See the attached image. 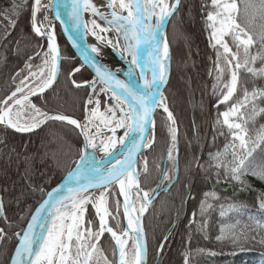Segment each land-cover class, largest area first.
I'll return each mask as SVG.
<instances>
[{
	"label": "trees",
	"instance_id": "trees-1",
	"mask_svg": "<svg viewBox=\"0 0 264 264\" xmlns=\"http://www.w3.org/2000/svg\"><path fill=\"white\" fill-rule=\"evenodd\" d=\"M33 2L27 0L22 14L17 17L11 9L22 0H0V102L11 95L27 75L26 64L34 69L39 67L47 51L48 42L32 31ZM236 2L237 22L256 41L250 52L264 53L260 40L264 34V12L258 10L260 0ZM6 11L17 21L14 28L6 29L9 23L3 18ZM209 11H213L211 0H181L166 28L171 64L164 94L177 127V148L173 159L169 160L172 123L166 112L158 109L154 116L153 144L139 163L141 187L152 199L143 220L147 264H185L186 260L187 264H264V209L260 207L264 200V181L252 175L264 169V139H261L264 112L259 111L264 108V97L253 101L249 95L248 104L240 109L247 117L246 123L234 117L236 122L244 124L248 147L254 148L245 160L247 174L240 175L239 179H233L230 172L233 151L230 145H236L237 153L243 154V150L239 148V141L233 140L234 131L223 123L222 115L233 104L243 102L245 89L249 94L254 89H264V77L253 76L243 68L236 70L235 61L231 67L227 65L223 49L211 40ZM6 30L10 35L5 39ZM57 36L62 57L58 79L32 102L49 115L66 114L83 120L90 88H76L70 80L90 81L92 74L83 68L69 76L80 61L58 30ZM226 42L232 52L237 51L231 36L226 37ZM37 52L40 55H36ZM240 59L243 60L242 47ZM218 66L222 72L218 71ZM250 66L259 69L264 61L258 59ZM234 70L239 75L237 90L227 102L221 103L227 92L224 85L230 84ZM103 101L104 98L102 105ZM2 107L0 103V109ZM82 144L80 131L65 121L53 120L26 133L0 124V202L7 217V223L0 217V228L11 236L7 243L0 244V264H5L18 242L12 233L24 229L46 193L73 169L81 158ZM226 145H229L227 153L215 159L216 153H224ZM144 159L148 161L147 173ZM220 162L226 167H216ZM164 175L171 179H163ZM111 205L115 210L114 198ZM118 216V221L110 220V224L119 233L125 228V220L122 212L119 211ZM85 219L93 220L94 229L99 227L92 207ZM221 235L226 239L217 240ZM233 236L237 237L235 243ZM100 247L110 264H118L117 256H113L115 243L107 232L101 238Z\"/></svg>",
	"mask_w": 264,
	"mask_h": 264
},
{
	"label": "snow or ice",
	"instance_id": "snow-or-ice-1",
	"mask_svg": "<svg viewBox=\"0 0 264 264\" xmlns=\"http://www.w3.org/2000/svg\"><path fill=\"white\" fill-rule=\"evenodd\" d=\"M181 0H174L169 4L167 0H107L106 7L111 9L110 13H104L99 10L92 0H70V4H65L63 0L59 3H52L51 5L42 4L41 0H34L31 6V27L36 36L46 37L48 46L47 51L43 54V64L45 67L49 66L47 76L41 71L31 72L30 76L34 78L32 84L26 83L29 77H24L20 80L19 85L2 103L6 107L0 109V124L7 128L14 129L17 132H31L40 125L46 123L48 120L66 121L67 124L75 126L80 129V134L84 136L87 147L92 149L102 150L106 156H113L114 153L110 149H114L116 144L125 145V141L134 133H140V143H133L129 148L127 155L123 160L117 158L115 164L110 169L104 171L99 167H91L87 171H80L81 165H77L78 171L75 175L70 172L68 174L69 183L57 188L53 193H48V199L43 201L40 207L32 215L31 221L27 224L26 229L20 232L12 233L17 237L18 246L14 248V255L9 256L5 264H110L107 255L102 247H100L101 238L107 232L111 239L115 242L116 249L113 250V256L118 252V264H145L147 256V244L145 234L141 226L140 218L146 211L147 204L141 203L139 208V215H136L137 209L130 199L131 189L140 188L139 173L136 171V165L139 163L136 160V154L140 152L141 147H151L152 140L143 135L146 126L151 121V117L156 107H162L167 113L168 120L175 124L172 112L169 111L167 105L163 103L164 97L160 88L166 83L167 65L165 61L169 58V50L167 43H163V48L160 47L159 36L163 31V25L169 17L176 12L180 6ZM27 0H22V3L13 4L11 12L15 16L22 14ZM211 7L215 11H209L207 20L211 23L208 27L212 28L211 39L215 41V45H219L223 49L224 59L228 66H232L235 61V69H245L253 76L264 77V66L259 69L251 67L259 59L264 61V53L257 52L252 54L250 49L256 41L252 35L237 22L236 16L239 9L236 0L231 3L228 0H211ZM42 8H49L55 10V18L62 19L61 9L67 15L71 22V32L69 39L72 40L73 46L81 48L86 60H88L91 67L95 70V78L91 81H83L78 83L72 79L70 82L76 88L88 87L91 89L88 98L85 101V122L81 124L77 119L71 118L63 114L49 115L41 111L36 104L31 103L29 97L42 94L46 89L52 87L59 75V59L60 51L56 44L55 34L53 31L42 30L36 22L37 13ZM258 10L264 12V0H260ZM90 12L93 16H99L101 20L108 25L107 28L101 27L96 20L91 21L92 29H89L88 23L83 21V13ZM127 13L123 15L122 13ZM109 15L111 19H109ZM4 19L8 20L7 27H15L16 20L11 16L4 14ZM155 18V19H154ZM47 20V16H45ZM85 31L82 33L81 29ZM94 29H99L100 33H105L115 29V31L123 37L125 44L123 50L131 56L130 63L135 65L140 70L139 82L132 83L135 78L134 72L129 70V80L124 81L115 78L112 73L98 66L88 55L86 50H83V37L87 31H92L97 40H104V37L98 35ZM10 35L5 31V39ZM231 36L236 45L237 51L232 52L231 47L226 42L225 37ZM262 47H264V34L260 36ZM107 44L113 47H118L119 40L115 42L108 40ZM142 45H147L149 51L148 60L143 64L140 63L139 50ZM214 45V46H215ZM243 50V60L240 59V50ZM91 51L99 55V49L92 47ZM162 52V55H161ZM36 55H40L39 52ZM218 57L221 53H217ZM230 55V59H229ZM29 59H32L30 57ZM27 68H31L30 64H26ZM80 68H74L69 72V76L80 72ZM218 71H223L218 66ZM151 73V78L147 73ZM19 75V73H17ZM239 75L238 71L231 72L230 84H225L227 89L226 94L223 95L221 103L227 102L236 92L238 86ZM36 81H39L36 83ZM33 84L35 86H33ZM99 93H111L109 97L114 103L106 108L104 112L100 110V100L95 98ZM25 88L28 89L27 94L17 98L18 93H25ZM249 95L252 100L259 97H264V89H254L251 94L244 90V97L242 103H236L231 106L229 111L222 113L224 117L223 123L229 130L235 129L232 133L233 140L239 141V148L243 150V154L237 153L236 145H230L233 149L230 172L233 179H239L240 175L247 174L244 169L245 160L252 155L254 148L248 147V141L245 139L247 132L244 124L239 122H230V116H236L239 120L247 122V117L240 112L241 108L246 107L249 102ZM15 98V99H14ZM9 101H14L13 105H9ZM28 102V107L33 110L31 116L32 123L22 124L19 119H13V107L15 105H24ZM88 105H92L91 108ZM127 109V110H126ZM119 111V116L117 115ZM264 112V108L259 109ZM253 112H256L255 105H253ZM16 117L20 116V112L15 113ZM39 117V119H38ZM99 121L98 124L95 122ZM103 125L108 131L112 132L111 137L101 139L100 144L97 145L96 137L100 135ZM95 127V132L92 128ZM117 128L126 129L124 136L119 140L115 137ZM172 146L176 145V129L170 127ZM136 137L133 136V141ZM261 139H264L262 137ZM229 145L225 146L224 153H216L215 159L219 160L221 155H225L228 151ZM85 159V155H81V160ZM168 159L172 160V150H169ZM144 172L148 171V161L144 159ZM175 168L176 165H173ZM216 167H226L222 162L217 163ZM252 175L257 179L264 181V169L259 172H252ZM163 179L170 180L168 175H164ZM75 182V187L72 186ZM116 183L119 185L120 195L124 197L123 214L127 219L126 228L119 233L114 230L113 226L109 224V217L113 220L119 214V201H116V214L110 211L108 200L105 192L101 191L99 197L94 199L90 189H107L108 186ZM62 189H66V194L56 196V193H61ZM41 192L43 189H39ZM205 193V196H208ZM137 199H142L147 202L149 200V193L143 192L140 197L139 191L136 193ZM68 201V203H66ZM91 204L95 209L96 216L99 219V227L94 229L92 227L93 220L85 219L86 205ZM210 207V205H209ZM260 207L264 209V200L260 203ZM47 216L50 219H43L40 232L46 235L37 234V225L41 222L42 216L47 209ZM204 204H201L203 211ZM0 217L7 223V217L4 216V205L0 202ZM23 219V217H21ZM50 223V227L45 228L44 225ZM87 225V226H86ZM10 227V225H9ZM116 227L119 228V222ZM130 233L134 235H130ZM127 237V239H125ZM225 236L217 237V240H224ZM11 240V236L4 228H0V244L7 243ZM132 240V248L128 249V241ZM233 242L237 241V237H232ZM161 246V251H162ZM131 251V255H129ZM7 254V253H5ZM187 264V260L185 261Z\"/></svg>",
	"mask_w": 264,
	"mask_h": 264
},
{
	"label": "bare ground",
	"instance_id": "bare-ground-1",
	"mask_svg": "<svg viewBox=\"0 0 264 264\" xmlns=\"http://www.w3.org/2000/svg\"><path fill=\"white\" fill-rule=\"evenodd\" d=\"M41 2L44 5H51L52 4V0H41ZM92 2L97 5V7L99 8V10L101 12H104V13H110L111 12V9L106 7L107 0H92ZM122 14L126 15L127 13L125 12ZM45 16H47V20H45ZM65 16H66V19L68 20L69 25L72 27L71 22L69 21L67 15H65ZM83 18H84L85 23H88L89 29H92L91 21L94 19L96 20V22L98 24L101 25V27H105V28L108 27V25L105 23V21L101 20L99 16H93L90 12H84ZM109 19H111L110 15H109ZM36 22L39 26L42 27V30L54 32L56 44L58 45V37H57V32L55 29L54 21L52 18V10H50L49 8H42L41 11L39 13H37ZM94 31L98 35H101L104 37L103 41L107 42L108 40H113L115 42L118 39L120 46L116 47V49H118L123 55L121 60H117V59L113 58V56H111L108 53V51L105 49V47L102 45V43H101L102 41L97 40L96 36L92 34V31H87V34L89 37V39L87 40V45H88L89 49L91 50L92 47H97L99 49V55L92 52L97 57V59L99 61H101L107 68L113 70L114 72L118 73L122 77H125V75H128L129 70H132L134 72V76H135L134 80L139 82L140 70L135 65H132L130 63L131 56H129V54L123 50V45L125 44L123 37L120 36L115 31V29L108 31V32H105V33H100L99 29H94ZM41 38L47 41L46 37H41ZM159 40H160V47L162 49L163 43H165V42L167 43V39H166L164 30L160 34ZM149 51L150 50L148 49L147 45L141 46V48L139 50V57H140V63L141 64H143L146 60H148ZM161 55H162V52H161ZM165 63L167 65V69H168V60L165 61ZM48 68H50V63H49V66L46 67L44 70L45 76H47V74H48ZM147 74H148V77L151 78V73L149 72ZM27 92L28 91H26L25 93H22L17 98L22 97L24 94H27ZM90 92H91V90H90ZM97 92H98V96L94 97V99L98 98L99 100H101L102 95H105V106H104V108L100 109L102 112H104L108 106H110L111 104L114 103L112 100L109 99V97L111 96V93H107V94L99 93V87L97 88ZM29 99H30V102H32V96H30ZM13 103H14V101H11V102H9V105H13ZM163 103H165V102L163 101ZM27 105H28V102H25L24 105H15L13 107V119L14 120L16 119L15 113L18 112L19 110H23ZM88 107L91 108L92 105H88ZM117 115L119 116L118 110H117ZM84 122H85V120L81 124H83ZM95 123L98 124L99 121H96ZM100 128H101L100 135L96 137L97 145L100 144L101 139H106L107 137H111L113 135L112 132L108 131V129L105 128L103 125H100ZM125 131H126V129H124V128H117L116 132H115L116 139L119 140L120 138H122L124 136ZM92 132L93 133L95 132V127L92 128ZM135 134L136 133L132 134V136H129V138L125 141L124 146H121L119 143H117L114 149H110L114 153L113 156H106L102 150H99V148L98 149H92L90 147H87V151L89 152V154H95L98 159H105L106 158L107 160L102 165H96V162L93 158H91V157L87 158L86 163H85L86 164L85 169L89 170L91 167H99L102 170L106 171V170L110 169L111 167H113V165L115 164V160L117 158H119L120 160H122L124 158V155L126 154L128 147L131 145V143L133 141V136H135ZM115 186L117 187V189L120 193L119 185L115 184ZM101 191L102 190H96V191H90V192L93 194V198L96 199L99 197V194ZM104 191H107V190H104ZM130 191H131L130 199L134 204L135 188L131 189ZM120 196H121L122 205H123L124 197L122 195H120ZM66 203H68V201H66ZM134 206H135V204H134ZM89 207H92V205L91 204L86 205L87 211L85 212V218H86V215L88 213ZM93 210L95 211L94 208H93ZM135 214L139 215L138 212H136ZM44 219H50V218L46 215ZM125 222L127 225V219L126 218H125ZM44 227L45 228L50 227V223L47 225H44ZM41 234L46 235V233H41L40 229H39L38 235H41ZM130 235H134V234L130 233ZM125 239H127V237H125ZM130 241L131 240L128 241V247H129ZM118 260H119V256H118Z\"/></svg>",
	"mask_w": 264,
	"mask_h": 264
},
{
	"label": "water",
	"instance_id": "water-1",
	"mask_svg": "<svg viewBox=\"0 0 264 264\" xmlns=\"http://www.w3.org/2000/svg\"><path fill=\"white\" fill-rule=\"evenodd\" d=\"M54 2H55V3H59L60 0H52V3H54ZM63 2H64L65 4H70V0H63ZM61 14H62V19H59V20H58V19L55 18V10H52V18H53V21H54L55 28H56V29H57V30L63 35V37H64L65 40L67 41L68 45L71 47V49H72L73 52L75 53L77 59L80 61V64H79L78 68H80L81 70H82L83 68L88 69V70L90 71V73L92 74V79H91V80H93V79L95 78V70L91 67V65L89 64L88 60L85 59L82 49L73 46V42H72V40L69 39L70 35L72 34V32H71V26L69 25L68 20L66 19V16H65V14H64V10H63V9H61ZM173 14H174V13H173ZM171 17H172V16H171ZM171 17H169V18L167 19V21L165 22V24L163 25V30H164V32H165V36H166V28H167V25H168V23H169ZM82 18H83V17H82ZM83 21H84V18H83ZM84 22H85V21H84ZM31 23H32V22H31ZM84 31H85V30L82 28V29H81V32L83 33ZM162 32H163V31H162ZM39 37H40V36H39ZM88 39H89V37H88V34L86 33V35H84V37H83L82 44H83V50H86V51L88 52L89 57H90V58H91V59H92V60H93L98 66H100V67L103 68V69H107V71H109L110 73H112V75H113L115 78L120 79V80H124V81H128V80L130 79L128 75H125V77H122V76L119 75L118 73H116V72H114L113 70L107 68V67H106L101 61H99V60L97 59V57L92 53V51L89 49V47H88V45H87V40H88ZM101 41H102V42H101L102 45L105 47V49L108 51V53H109L111 56H113V58H115V59H117V60H121V59H122L123 55H122V53H121L118 49H116V47H113V46L108 45L106 41H103V40H101ZM167 45H168V50H169V58H168V69H167V73H166V83L163 84V85L161 86V88H160V91L162 92L163 96H165L164 91H165V88H166L167 82H168V80H169V75H170V64H171L170 46H169L168 42H167ZM58 48H59V44H58ZM59 51H60V49H59ZM60 57H61V53H60ZM61 59H62V57H61ZM61 59H59V61H58V63H59V68H61ZM59 73H60V71H59ZM58 76H59V75H58ZM57 79H58V77H57ZM57 79H56V81H57ZM91 80H90V81H91ZM56 81H55V82H56ZM55 82L53 83V85L55 84ZM132 83H133V84H136V83H138V81H136V80L133 79V80H132ZM53 85H52V86H53ZM50 88H51V87H50ZM50 88L46 89L45 92L48 91ZM90 90H91V89H90ZM45 92H44V93H45ZM89 93H90V92H89ZM42 94H43V93H42ZM42 94H38V95H36V96H41ZM36 96H32V98H34V97H36ZM88 96H89V95H88ZM87 98H88V97H87ZM157 109H162V110H163L162 107H156V108H155V111H154V113H153V115H152V117H151V121H153V123H149V124L146 126V130H145V132L143 133V135H144L145 137H147L148 139H150V140H152V141H154V128H155L154 116H155V113H156ZM168 109H169V108H168ZM169 111H170V109H169ZM170 112H171V111H170ZM52 115H54V114H52ZM63 115H66V114H63ZM66 116H69V115H66ZM69 117H71V116H69ZM71 118H74V117H71ZM74 119H77V118H74ZM77 120L80 121V122L82 123V122L85 120V117H84L83 120H79V119H77ZM50 121H53V120H48L46 123L40 125L39 127H37L36 129H34L33 131L40 129L41 127L45 126V125H46L48 122H50ZM65 122H66V121H65ZM2 125H3V124H2ZM4 126H5V125H4ZM10 129H11V128H10ZM12 130L15 131L14 129H12ZM78 130L80 131V129H78ZM15 132H17V131H15ZM19 133H26V132H19ZM139 136H140V133H136V134H135L136 139H135V141H132V143H131V145L128 147V149H127L126 154L124 155V157L127 155L129 148L132 147V145H133L134 142H135V143H140ZM82 138H83V144H82V155H85V159L82 161L81 158H80V159L78 160V162L76 163V165L73 167V169L70 170V171L65 175V177L59 182V184H57L55 187H53L50 191H48V192L46 193L44 199H43V200H42V201L36 206V208H35V209L33 210V212L31 213V215H30V217H29V220H28L27 224L31 221V217H32V215L35 214L36 210L40 207L41 203H42L43 201H45V200L48 199V195H47L48 193H53L55 189H57V188H61L62 185L68 184V183L70 182V181H69L68 174H69L70 172H72V173L75 175V173L78 171V169H77V165H81V168L79 169L80 171H87V170L85 169V165H86L85 163H86V159H87V158H90V157L93 158V159L95 160V162H96V165H102L103 163L106 162V160H107L106 158H105V159H98L97 156H96L95 154H89V152L87 151V144H86V141H85L83 135H82ZM152 144H153V142H152ZM152 144H151V145H152ZM149 148H150V147H149ZM149 148H143V147H141L140 152H138V153L136 154V157H135L136 160H137L138 162L140 161V157H141L142 155H144V154L146 153V151H147ZM123 159H124V158H123ZM123 159H122V160H123ZM136 171L139 172V163L136 165ZM115 184H116V183H113L112 185H115ZM139 184H140V177H139ZM112 185L108 186L107 189H90L89 191L108 190V188L111 187ZM72 186H73V187L76 186V185H75V182H72ZM137 190L139 191L140 196L142 197V196H143V192H145V191L142 189L141 184H140V188L137 189ZM63 194H66V189H62V192H61V193H56L55 195H56V196H59V195H63ZM144 202H145V201H144ZM151 202H152V199H149L147 202H145V203L147 204V208H146V211L144 212L143 216L140 218V220H141V226H142V228H143V231H144L143 220H144L146 214L148 213V210H149V207H150ZM49 210H50V208L47 209V210L45 211V213H44L43 216H42V220H41V222L38 223V225H37V234H38V231H39V229H40L41 223H42L43 219L45 218V216L47 215V212H48ZM27 224L25 225L24 229H26ZM109 224H110V223H109ZM126 226H127V225H126ZM144 234H145V231H144ZM41 235H42V234H41ZM145 240H146V234H145ZM146 244H147V241H146ZM17 246H18V242H17V244H16L15 247H17ZM11 255H14V250H13V252H12ZM117 255H118V252H117ZM147 260H148V247H147V256H146L145 264H147Z\"/></svg>",
	"mask_w": 264,
	"mask_h": 264
},
{
	"label": "rangeland",
	"instance_id": "rangeland-1",
	"mask_svg": "<svg viewBox=\"0 0 264 264\" xmlns=\"http://www.w3.org/2000/svg\"><path fill=\"white\" fill-rule=\"evenodd\" d=\"M167 2L169 3V4H171L172 2H171V0H167ZM228 2L229 3H231L232 2V0H228ZM237 3V2H236ZM213 11H215V9H213ZM235 15V14H234ZM211 22L209 21V24H210ZM210 28V27H209ZM56 29V28H55ZM56 32H57V29H56ZM211 33H212V28H210V35H211ZM58 37V36H57ZM227 37V36H226ZM226 37H225V40H226ZM212 41H213V43L215 44V41L213 40V39H211ZM45 66H44V64H43V62H42V64L39 66V67H37V68H29V72L27 73V75L25 76V77H29V80L28 81H26V83H29V84H32V81L34 80V78H32L31 76H30V73L31 72H37V73H39V72H41V71H43L44 72V70H45ZM39 81H36V83H38ZM19 85V84H18ZM33 86H35L34 84H33ZM26 91H28V89L27 88H25V92ZM22 93H18L17 94V97L18 96H20ZM102 98H104V103H103V105H102ZM9 102H11V101H9ZM100 109H102V108H104V106H105V95H102V97H101V100H100ZM164 102H165V97H164ZM31 103H33V102H31ZM166 103V102H165ZM5 107V105H3V107L2 108H4ZM18 112H20V116L19 117H16V119H19V121H20V123H22V124H30V123H32V120H31V116L33 115V110L32 109H30L29 107H28V105L23 109V110H19ZM234 117L235 116H230L229 117V121L230 122H236L235 120H234ZM38 119H39V117H38ZM171 127L172 128H175L176 129V126H175V124H172L171 125ZM233 131L234 132H236L237 130H235V129H233ZM176 134H177V131H176ZM177 142V141H176ZM176 148H177V146L175 145V147H173L172 146V148H171V150H172V156H174V154H175V152H176ZM140 171V170H139ZM139 173V172H138ZM102 191H104V190H102ZM105 192V196H106V199L108 200V206H109V209H110V211H112L114 214H116V211H117V209H113L112 208V205H111V201H112V198H114L115 199V201H119V204H120V207H119V211L120 212H122V215H123V217H124V214H123V205H122V199H121V196H120V193H119V191H118V189H117V187L115 186V185H112L110 188H108V190L107 191H104ZM138 192V190L135 188V191H134V204H135V207H136V209H137V212H138V214H139V208H140V205H141V203H145L142 199H137V197H136V193ZM141 197V196H140ZM118 219H119V216L117 215L116 216V219L115 220H113L111 217H109V223H110V220H113V221H118ZM124 220H125V217H124ZM132 244H133V241L131 240L130 241V244H129V247H128V249L129 250H131V248H132ZM129 255H131V251H129ZM116 256H117V263H118V255L116 254ZM101 264H103V261H101Z\"/></svg>",
	"mask_w": 264,
	"mask_h": 264
}]
</instances>
